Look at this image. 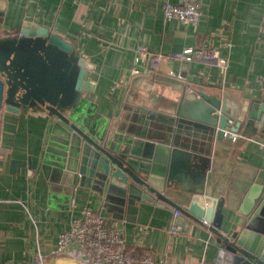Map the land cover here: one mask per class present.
Listing matches in <instances>:
<instances>
[{"label": "crops", "instance_id": "1", "mask_svg": "<svg viewBox=\"0 0 264 264\" xmlns=\"http://www.w3.org/2000/svg\"><path fill=\"white\" fill-rule=\"evenodd\" d=\"M167 2L183 0H0V34L38 26L73 44L94 68L90 81L99 118L109 120L110 130H125L127 138L129 129L138 126L134 109L147 81L225 99L242 123L238 139L197 137V157L185 169L179 165L180 182L175 180L164 194L185 206L202 184L206 196L225 200L223 233L228 235L241 228L249 197L264 184V143L257 141L255 127L246 125L251 109L264 106V0H201L198 24L166 19ZM205 46L227 60L225 71L172 57ZM151 55L164 58L154 61ZM54 121L46 111H5L1 117L0 264H33L39 253L45 264H75L59 251L58 236L83 207L102 210L125 247L139 255L152 254L166 264H231L211 225L183 214L175 217L164 202L137 200L136 209L121 213L106 205L107 192L101 195L78 183L72 188L66 178L44 173L42 159ZM13 159L31 160L33 172L21 165L12 170ZM174 224L182 228L180 234L171 231Z\"/></svg>", "mask_w": 264, "mask_h": 264}, {"label": "water", "instance_id": "2", "mask_svg": "<svg viewBox=\"0 0 264 264\" xmlns=\"http://www.w3.org/2000/svg\"><path fill=\"white\" fill-rule=\"evenodd\" d=\"M93 70L73 44L44 28L0 34V121L5 111L48 112L55 121L42 159L44 173L66 178L72 188L78 183L101 195L107 192L106 205L121 213L137 200L164 202L211 225L231 264H264V184L249 197L241 228L228 235L223 233L225 200L206 196L202 184L195 185L196 196L185 206L164 194L179 181V165L185 169L197 157V137L222 141L227 133L240 131L242 123L225 99L202 91L175 92L147 81L134 109L138 126L127 130V138L125 130H110L109 120L99 118L90 81ZM246 125L254 126L261 137L257 141L264 143V106L251 109ZM4 163L0 158V167ZM16 165L32 168L29 159L11 160L12 170Z\"/></svg>", "mask_w": 264, "mask_h": 264}, {"label": "built area", "instance_id": "3", "mask_svg": "<svg viewBox=\"0 0 264 264\" xmlns=\"http://www.w3.org/2000/svg\"><path fill=\"white\" fill-rule=\"evenodd\" d=\"M166 19H176L185 24H198L203 10L201 0H183L180 4L167 2L163 8ZM142 63L146 59L147 50H141ZM151 57H153L151 55ZM150 56L149 58L152 59ZM173 58L185 61H203L214 64L226 70L227 60L219 55L214 48L205 46L201 48H186L180 53L173 54ZM154 61H159L163 56H154ZM148 60V59H147ZM137 62L136 65H139ZM232 142L238 135L227 133L225 138ZM31 172H33L30 169ZM181 212L174 209V216H181ZM174 234H180L182 228L174 224L171 228ZM59 251L65 252L75 264H166L152 254L139 255L134 250H128L123 236L109 222L103 211L83 207L72 220L70 228L58 236ZM224 257L223 251L220 252ZM33 264H45L44 256L39 253Z\"/></svg>", "mask_w": 264, "mask_h": 264}, {"label": "rangeland", "instance_id": "4", "mask_svg": "<svg viewBox=\"0 0 264 264\" xmlns=\"http://www.w3.org/2000/svg\"><path fill=\"white\" fill-rule=\"evenodd\" d=\"M151 57V56H150ZM152 59H154L153 57H151ZM152 59H150V60H152ZM238 135V134H237ZM239 136V135H238ZM228 138V137H227ZM236 142V141H235ZM222 258V257H221Z\"/></svg>", "mask_w": 264, "mask_h": 264}, {"label": "trees", "instance_id": "5", "mask_svg": "<svg viewBox=\"0 0 264 264\" xmlns=\"http://www.w3.org/2000/svg\"><path fill=\"white\" fill-rule=\"evenodd\" d=\"M137 253V251H135Z\"/></svg>", "mask_w": 264, "mask_h": 264}]
</instances>
